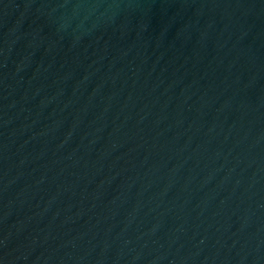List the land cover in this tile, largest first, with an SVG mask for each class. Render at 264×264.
<instances>
[{
	"label": "water",
	"instance_id": "water-1",
	"mask_svg": "<svg viewBox=\"0 0 264 264\" xmlns=\"http://www.w3.org/2000/svg\"><path fill=\"white\" fill-rule=\"evenodd\" d=\"M0 264H264V0H0Z\"/></svg>",
	"mask_w": 264,
	"mask_h": 264
}]
</instances>
